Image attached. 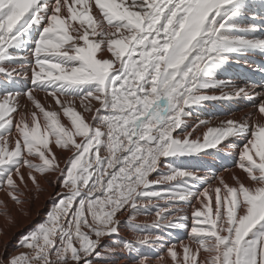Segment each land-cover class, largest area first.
<instances>
[{
  "label": "snow or ice",
  "instance_id": "6c2138e0",
  "mask_svg": "<svg viewBox=\"0 0 264 264\" xmlns=\"http://www.w3.org/2000/svg\"><path fill=\"white\" fill-rule=\"evenodd\" d=\"M258 33L264 0H0V191L22 206L38 176L61 189L0 264H264V63L243 86L216 78L231 55L264 57ZM216 100L254 111L190 124ZM209 150L250 183L190 163Z\"/></svg>",
  "mask_w": 264,
  "mask_h": 264
},
{
  "label": "bare ground",
  "instance_id": "6f19581e",
  "mask_svg": "<svg viewBox=\"0 0 264 264\" xmlns=\"http://www.w3.org/2000/svg\"><path fill=\"white\" fill-rule=\"evenodd\" d=\"M258 35H262V33H258ZM262 63H264V57L259 55H247L242 57L231 55L229 62L217 70L216 78L219 80H232L236 85L243 86L249 76H253L254 79H259L258 76H254L253 72L250 71L249 65ZM24 86H30V83H25ZM225 91H229V89H225ZM208 94L219 96L220 90H209ZM36 95L44 102V93L38 92ZM48 99L49 102H51V98ZM20 104L22 106L27 104L28 109L32 108V105L24 97L20 98ZM53 108H55L54 102ZM249 111H254V109L244 100L211 101L207 102L199 109L194 110L190 124H195L197 118H200L210 120V126H216L224 119L233 118L239 120ZM230 113L231 115H229ZM205 130L206 126H202L198 129L196 134L202 135ZM54 151H57L61 166H63V161L70 153L61 152L56 149H54ZM209 153L208 155H203L199 160H192L190 163L199 165L202 170H208L210 174L214 173L215 175L222 176L229 184L234 183L232 179L233 175L239 177L240 180L246 184L250 183L246 178V174L235 167V153H233L232 156L216 153L215 150H209ZM225 169L228 170L226 171ZM38 179L43 191L38 194V198H32L35 192L31 182H29L28 189L30 190H25V196L22 197V199H25L26 203L22 206L16 205L5 192L0 191V201L4 202L8 213V215H5L3 206H0V258H3L5 261L12 255L27 251V249L18 247V242L24 235L34 230L35 227L45 219L46 213L50 210L56 199V193L61 191L59 182L56 184L49 182L52 177L45 179L38 176ZM216 184L217 181L213 180V187H215ZM193 203H195V201H193ZM191 211L192 208L185 205V213L189 216V224L191 223ZM125 218L126 217H121V220L123 221ZM153 218L154 217L151 215H139L137 217V222L141 224L151 223ZM120 234L125 239H134V234L129 232L123 224L121 225ZM166 236L172 243H176L181 239L187 241V232L185 230L171 231L170 234L166 232ZM105 242H108L107 238ZM162 254L165 256V264H171L166 253L162 252ZM134 255L135 254L128 255L126 253H119L116 264H135V260L133 259ZM149 255L151 256L152 264H156L155 254L149 253Z\"/></svg>",
  "mask_w": 264,
  "mask_h": 264
}]
</instances>
